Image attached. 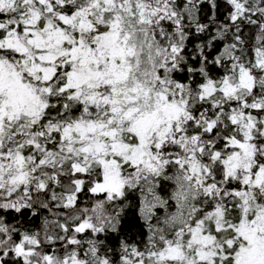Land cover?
<instances>
[{
  "label": "snow or ice",
  "instance_id": "1",
  "mask_svg": "<svg viewBox=\"0 0 264 264\" xmlns=\"http://www.w3.org/2000/svg\"><path fill=\"white\" fill-rule=\"evenodd\" d=\"M0 264H264V0H0Z\"/></svg>",
  "mask_w": 264,
  "mask_h": 264
}]
</instances>
